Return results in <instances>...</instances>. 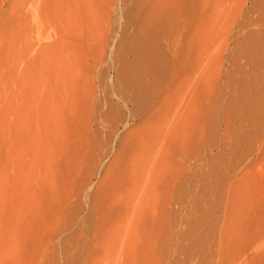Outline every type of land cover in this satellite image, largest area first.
<instances>
[{
	"label": "rangeland",
	"instance_id": "obj_1",
	"mask_svg": "<svg viewBox=\"0 0 264 264\" xmlns=\"http://www.w3.org/2000/svg\"><path fill=\"white\" fill-rule=\"evenodd\" d=\"M0 264H264V0H0Z\"/></svg>",
	"mask_w": 264,
	"mask_h": 264
}]
</instances>
